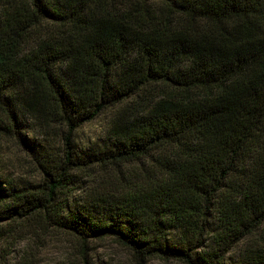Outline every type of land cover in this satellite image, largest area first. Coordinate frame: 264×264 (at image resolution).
Segmentation results:
<instances>
[{
	"label": "trees",
	"instance_id": "trees-1",
	"mask_svg": "<svg viewBox=\"0 0 264 264\" xmlns=\"http://www.w3.org/2000/svg\"><path fill=\"white\" fill-rule=\"evenodd\" d=\"M118 106L111 146L78 158L73 131ZM0 111L5 132L26 115L66 129L10 217L142 263L264 264V0H0ZM92 164L142 174L72 208L62 195Z\"/></svg>",
	"mask_w": 264,
	"mask_h": 264
},
{
	"label": "rangeland",
	"instance_id": "rangeland-1",
	"mask_svg": "<svg viewBox=\"0 0 264 264\" xmlns=\"http://www.w3.org/2000/svg\"><path fill=\"white\" fill-rule=\"evenodd\" d=\"M122 107L107 109L73 131V150L78 158L89 161L90 156L103 153L111 146L112 121ZM20 121L19 132H5L3 127H7L8 122L0 111V264H184L157 256L142 263L113 238H93L82 244L81 240L47 225L42 219L10 217V210L15 206L10 195L31 190L41 183L38 160L61 157L66 132L65 127L53 119L26 115L20 117ZM148 166L150 164H146ZM140 169L137 164L124 165L119 170L85 165L74 171L78 182L65 191L62 198L73 208L86 204L97 193H120L137 184L142 174ZM210 224L207 241L216 227L212 221ZM168 234L177 235L176 232ZM248 243L245 241L240 246L244 248ZM237 251L232 250L227 261L235 260Z\"/></svg>",
	"mask_w": 264,
	"mask_h": 264
}]
</instances>
